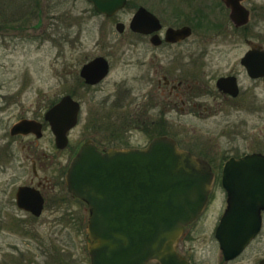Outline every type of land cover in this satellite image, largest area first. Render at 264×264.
I'll use <instances>...</instances> for the list:
<instances>
[{
    "label": "flooded vegetation",
    "instance_id": "1",
    "mask_svg": "<svg viewBox=\"0 0 264 264\" xmlns=\"http://www.w3.org/2000/svg\"><path fill=\"white\" fill-rule=\"evenodd\" d=\"M127 5L128 0L118 12L101 15L108 23L114 21L116 29L121 27L117 30L119 34L125 36L129 32L137 37L138 46L149 44L151 47L149 53H138L132 59L138 69L134 78L146 87L143 100L148 96L142 107L138 106L137 116L144 122H152L149 129L146 128L148 133L157 125L158 116L152 112L155 107L160 108L162 116L175 110L184 113L188 121L192 117L191 123L196 127L185 131V135L190 136L181 139L183 145L179 144L178 137L168 134L155 135L151 140L157 136L174 138L181 149L207 160L214 172L204 211L186 227L176 243L175 255L168 257L167 264H264V208L261 207L264 201V0H138L128 24L122 19ZM132 19L136 21L134 28ZM195 33L198 36L192 38ZM182 45L187 49L181 50ZM159 49L166 53H158ZM97 56L105 58L108 64L106 76L109 75L114 61L110 55ZM84 64L79 70L80 76ZM101 80L93 84L82 77L87 87L96 86ZM67 94L80 101L74 90ZM61 98L48 106L38 104L34 108H22L20 113H9L11 117H18L8 126L3 145L7 149L6 166L8 170L12 165L20 170L31 168L30 177L11 191L14 204L26 212V217L40 218L50 203L53 211H59L66 199L60 194L51 197V191L56 189L80 203L83 209L81 224L89 219V208L68 191L66 174L82 144L91 142L105 151L142 148L151 140L141 146L119 140L109 143L105 138L108 142L99 144L97 132L89 124L88 129L83 130L87 135L82 134L74 142L72 131L82 121L80 101L77 123L68 132L66 148H61L47 118L48 110ZM5 101L0 103V111L5 108L8 112L12 107ZM210 116H218L221 120L213 129L204 130L197 119L205 121ZM167 123L159 119L158 125L167 127ZM96 129L99 131L98 127ZM70 146V151L63 157L61 152ZM230 159L236 163L230 167L229 182L237 189L239 185L241 187L239 191L233 190L232 200H229L223 181L225 165ZM21 187L28 188L30 195L22 198L21 203L30 208L41 201L39 213L19 205L17 195ZM229 206L233 228L230 232L235 236L249 235L250 230L243 228L257 226L254 236L239 252L221 245L220 235L226 231L221 230L222 233L218 227ZM247 219L259 223L243 222ZM149 264L162 263L153 260Z\"/></svg>",
    "mask_w": 264,
    "mask_h": 264
},
{
    "label": "rangeland",
    "instance_id": "2",
    "mask_svg": "<svg viewBox=\"0 0 264 264\" xmlns=\"http://www.w3.org/2000/svg\"><path fill=\"white\" fill-rule=\"evenodd\" d=\"M137 1L128 0L123 11L121 17L127 24ZM126 33L119 34L115 22L105 21L86 0H0V103L6 100L12 107L8 112L5 108L0 111V264H91L85 248L86 222L80 224L83 209L72 196L51 191V197L60 194L66 203L57 212L50 203L40 218L26 217L14 204L11 191L30 177L31 168L20 170L12 165L7 169L3 145L8 126L18 117L9 113L38 104L48 106L74 90L82 103V121L71 135L74 142L91 125L99 144L108 142L107 138L109 143L119 140L142 146L155 135L168 134L178 137L183 145L181 139L190 136L185 131L196 127L192 117L188 121L180 111L170 110L162 116L155 107L156 128L146 132L152 122L137 115L138 106L142 107L148 96L143 100L146 87L135 80L138 69L132 59L138 53H149L151 47L138 46L137 37ZM197 36L195 33L192 38ZM182 49L187 48L182 45ZM157 52L166 53L162 49ZM99 54L110 55L113 68L96 86L87 87L79 70ZM216 117L197 119V123L204 130L213 129L221 120ZM159 119L168 122L167 127L158 125ZM70 148L61 152L63 157Z\"/></svg>",
    "mask_w": 264,
    "mask_h": 264
},
{
    "label": "water",
    "instance_id": "3",
    "mask_svg": "<svg viewBox=\"0 0 264 264\" xmlns=\"http://www.w3.org/2000/svg\"><path fill=\"white\" fill-rule=\"evenodd\" d=\"M89 1L97 11L107 14H113L126 3V0ZM132 27H136L135 20ZM101 59L83 68L88 82L95 83L106 74V62ZM78 108L76 101L65 96L49 112L60 146L67 143L66 132L75 124ZM64 110L69 113L65 120L55 121V112ZM233 165V160L227 163L224 176L231 197L237 189L229 182ZM212 182L210 165L178 148L168 137H157L143 149L112 148L102 152L93 144H84L72 161L67 183L70 191L90 206L92 264H147L153 259L167 264L168 257L175 255L174 248L184 227L204 209ZM242 188L249 190L246 186ZM237 190H241L240 185ZM261 206L264 207V201ZM30 208L36 211L39 205ZM229 213L228 210L220 226V230L227 231L226 236L221 231L222 246L239 252L254 236L257 226L243 228L250 230L249 235L235 236L230 232ZM243 222L259 223L248 219Z\"/></svg>",
    "mask_w": 264,
    "mask_h": 264
}]
</instances>
